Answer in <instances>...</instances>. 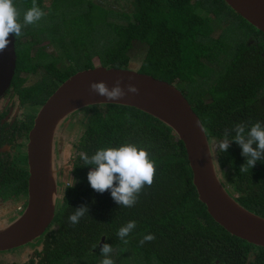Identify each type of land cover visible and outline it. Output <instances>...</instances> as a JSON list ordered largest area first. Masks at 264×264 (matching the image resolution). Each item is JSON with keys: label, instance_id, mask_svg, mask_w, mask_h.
<instances>
[{"label": "trees", "instance_id": "obj_1", "mask_svg": "<svg viewBox=\"0 0 264 264\" xmlns=\"http://www.w3.org/2000/svg\"><path fill=\"white\" fill-rule=\"evenodd\" d=\"M43 1L36 0L41 9ZM14 4L22 23L32 0H14ZM78 6V12L67 19L48 23L45 14L35 24L24 26L20 37L13 35L15 66L9 89L15 98L27 108H37L69 75L96 66L93 58L97 65L127 68L128 52L138 45L144 50L138 71L174 84L198 117L216 177L226 193L246 210L264 217V160L241 173L246 160L241 147L232 141L226 152L218 149L226 128L237 123L264 124V45L249 41L257 33L264 42V33L250 24L238 26L242 18L223 0H134L133 13L120 15L119 23L104 22L105 13H99L101 21L92 19V6L85 0L49 1L50 10L76 11ZM226 10L233 19L228 26L219 23L215 37L213 18L206 12L217 18ZM104 26L111 33L101 38V46H94L99 38L95 35ZM42 37L49 39L52 51L39 49ZM62 60L67 65L60 68ZM38 71L36 81L22 86L25 78L18 76L20 72ZM82 113V135L68 168L76 185L59 191L44 232L16 247L28 249L21 254V264H101L104 243L116 250V264H264V247L229 234L208 215L191 183L183 144L169 126L122 104L87 105ZM122 143L145 147L156 166L153 184L144 187L133 207L118 205L110 191L93 190L87 178L92 166L83 165L80 156ZM0 174V190H10L9 195L0 191V199L25 194L26 170L4 161ZM81 205L89 211L73 225L68 217ZM128 221H135L136 228L125 244L117 232ZM149 233L155 239L141 244Z\"/></svg>", "mask_w": 264, "mask_h": 264}, {"label": "water", "instance_id": "obj_2", "mask_svg": "<svg viewBox=\"0 0 264 264\" xmlns=\"http://www.w3.org/2000/svg\"><path fill=\"white\" fill-rule=\"evenodd\" d=\"M223 1L254 29L264 33V0ZM9 39L7 49L0 53V95L9 86L15 66L14 36ZM117 80L125 91L127 84H135L139 93H127L119 100L110 101L89 87L93 81H105L111 87ZM101 103L134 107L169 126L183 144L191 183L208 215L229 234L264 247V217L240 206L218 181L200 121L180 90L147 73L96 65L69 75L36 111L27 135L25 206L18 209L17 217L0 227V251L29 243L44 232L53 217L56 197L51 159L56 126L72 111ZM102 241L103 237L99 246Z\"/></svg>", "mask_w": 264, "mask_h": 264}, {"label": "clouds", "instance_id": "obj_3", "mask_svg": "<svg viewBox=\"0 0 264 264\" xmlns=\"http://www.w3.org/2000/svg\"><path fill=\"white\" fill-rule=\"evenodd\" d=\"M44 15L45 13L37 5L36 0H32V6L23 14L22 24L20 12L14 0H0V53L7 49L11 35L20 37L24 26L35 24ZM89 87L92 92L110 101L119 100L127 93H139V88L132 83L126 85L125 91L120 80H117L111 87L105 81H93ZM232 141L241 147V154L246 158L245 163L240 166L241 173L254 167L258 160H264V124L260 121L250 126L237 123L231 129L226 128L223 132V140L218 144L219 151L226 152ZM80 156L83 165L92 166L87 173V178L93 190L99 193L110 191L113 200L118 205L133 207L144 187H150L153 184L156 172L155 161L150 158L149 152L143 146L122 143L119 146L101 147L91 156L86 153H81ZM71 186L73 185L69 187ZM74 209L75 211L68 217L73 225L89 211L87 205ZM135 228L136 222L128 221L118 229L117 236L127 244L126 237ZM154 239V234L149 233L142 238L140 243ZM96 246L93 245L94 248ZM111 252L112 245L104 243L101 247V254L104 257L101 264H114L110 258Z\"/></svg>", "mask_w": 264, "mask_h": 264}, {"label": "flooded vegetation", "instance_id": "obj_4", "mask_svg": "<svg viewBox=\"0 0 264 264\" xmlns=\"http://www.w3.org/2000/svg\"><path fill=\"white\" fill-rule=\"evenodd\" d=\"M41 45H38L39 49L45 50V44L41 43ZM142 57L143 55L140 57L139 65L141 64ZM33 75L34 74L24 75V73L20 72L18 76L25 78L22 86L29 85L27 84V79L29 76ZM40 105L37 108H35V106H31V109L27 108L28 105L26 103H20L19 100L15 98V96L12 94L11 89H9V86L0 95V162H15L16 168H22L27 172V135L28 130L32 125V120L35 116V113ZM79 113H81V116L74 124H71V119L77 118L78 116L76 117V114ZM82 114L83 113L81 107L66 115L56 126L53 135L51 159L55 172L56 197L60 190L66 189L70 185H73L71 187H74L76 185V180L73 178L70 172H68V168L72 156L77 151L78 143L82 135ZM78 127H80V129H78ZM60 169L63 170V174L69 177V180H66L65 178L61 180V176L59 173ZM1 178L3 177L1 176ZM0 191H2L5 195L10 194V190L8 188L1 189ZM20 196H24V202L21 206H14V204H12L14 212L18 211L19 208H24L23 205H25L26 202V192L25 194H19L18 198ZM13 200L15 201L16 199H13L11 197L0 199V208H3V205Z\"/></svg>", "mask_w": 264, "mask_h": 264}, {"label": "rangeland", "instance_id": "obj_5", "mask_svg": "<svg viewBox=\"0 0 264 264\" xmlns=\"http://www.w3.org/2000/svg\"><path fill=\"white\" fill-rule=\"evenodd\" d=\"M49 1L50 0H44L43 1V12L47 15L45 18L48 23H54V22H60L63 19H67L70 17V15L77 13L79 10V6L77 7L76 11L72 8H67L66 10L62 11L60 8L56 7L53 10L49 9ZM88 2L92 6L91 16L92 19H100L102 20V17L100 16L101 13H105L104 15V22L109 23H119L121 22L120 15L121 16H131L134 10V0H85V2ZM225 7V6H224ZM75 8V7H74ZM229 9L228 7H226ZM20 12V11H19ZM100 13V14H99ZM213 20L211 21V25L214 28V36L217 37L219 35V23H224L225 26H228L231 23V20L233 19V15L228 11H224L222 14L217 15V18H214V14L210 11L206 12ZM21 15V13H20ZM62 19L60 20V18ZM23 23V20H22ZM29 26V25H27ZM238 26L241 27H250V25L245 20H238ZM105 29H102L99 34L95 35L99 37L96 41L93 42L94 46H101L103 43H101V38H106L111 32L108 29V27L104 26ZM256 30V29H255ZM45 35V34H44ZM102 35V36H101ZM43 35H38V37H41ZM249 41L256 43V44H262L264 45L263 40H261L260 36L257 33H253L249 36ZM40 43L45 44V50L52 51V44L49 42L48 38L42 37V40ZM142 48L140 46L134 45L128 52L130 56V61L128 63L127 68L138 71L139 68V62L140 57L142 56L144 50H141ZM92 62L94 65H97V59L93 58ZM65 65H67L66 61H63L59 64V67L62 68ZM41 71V70H40ZM40 71H38L33 76H29L27 79V84H31L34 81H36L40 75ZM78 116V117H77ZM81 116V113L76 114L77 118L71 119V124H74L77 119ZM80 129V127H78ZM211 144L214 146L215 143L211 142ZM56 164V163H55ZM61 180L65 178L66 180H69V177H67L65 174H63V170L60 169L59 171ZM24 196H20L15 201H11L3 205V208H0V227L8 223V219H13L17 217V215L20 212H14V206H21L23 204ZM36 246V243H34ZM33 245V244H31ZM40 247V246H38ZM28 248V247H27ZM28 250V249H27ZM24 249H17L13 248L11 250L2 251L0 252V261L3 264H12V263H18L21 264L22 262V255L25 251ZM116 255V250H112L110 253V258L114 261V264H116V260L113 258V256ZM104 259L103 255L100 257V260L102 261Z\"/></svg>", "mask_w": 264, "mask_h": 264}]
</instances>
